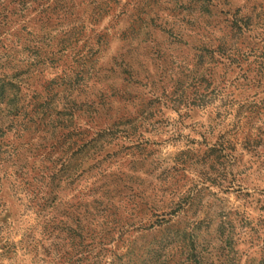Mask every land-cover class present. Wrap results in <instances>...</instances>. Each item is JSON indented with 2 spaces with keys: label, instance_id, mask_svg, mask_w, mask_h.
<instances>
[{
  "label": "rangeland",
  "instance_id": "1",
  "mask_svg": "<svg viewBox=\"0 0 264 264\" xmlns=\"http://www.w3.org/2000/svg\"><path fill=\"white\" fill-rule=\"evenodd\" d=\"M8 1L19 10L0 27L1 56L11 48L10 59H24L20 50L32 38L18 35L26 22L46 49L58 47L66 27L74 36L23 90L62 76L70 99L93 109H75L73 136L61 147L7 132L18 155L0 161V264H56L65 256L63 264H120L130 247L144 256L143 248L157 246L165 225L197 222L183 242L167 240L145 258L264 261V0H69L67 26H46L42 17L39 26L32 0ZM199 48L233 58L205 56L202 68ZM202 74L206 103L193 105L181 92L196 83L202 93ZM142 111L127 131L79 149L112 120ZM63 212L80 239L54 220Z\"/></svg>",
  "mask_w": 264,
  "mask_h": 264
},
{
  "label": "trees",
  "instance_id": "2",
  "mask_svg": "<svg viewBox=\"0 0 264 264\" xmlns=\"http://www.w3.org/2000/svg\"><path fill=\"white\" fill-rule=\"evenodd\" d=\"M40 1L41 4H40ZM94 0H91L93 3ZM9 3L5 0H0V27L8 24L6 20L10 19V16L14 13L16 14L19 10L16 7L9 8ZM31 3L37 8V14L35 17L40 26V17L45 21L44 24L51 25H64L67 26L68 23H64L68 17H70V6L68 5L69 0H32ZM18 5L25 6L24 1L20 0ZM31 18L30 16H27ZM34 18V17H33ZM44 29V28H42ZM23 34L18 36L25 38L24 36L31 37L32 39L25 38L26 43L21 48L20 51L25 55L23 60H18L15 57L9 58L7 50L4 49L2 56L0 55V161L8 159L11 156H17L18 151L15 149V146L11 144L10 140L6 139V134L11 129L16 130V137L21 139L24 135L33 136L39 138V140H51L54 145L61 147L64 145V142L73 136V131H69V128L72 124L73 115L75 114V109H84V105H87L89 109H93V103L87 101L84 103L77 104L73 99H70L71 94L68 91V82L64 81L62 76H57L52 79L44 80L42 85L36 89H30L26 86V91L23 90L24 86L28 84V81H31L37 77L40 78L42 73V68H47L52 66L55 63V59H61L62 53L65 50V47L73 42L72 31L67 27L60 33L58 47L56 45L55 49L53 48H44L40 46V40L43 38L40 35H32L30 31H27V22L24 23L23 28L19 30ZM34 38V39H33ZM36 38V39H35ZM75 40H77L75 38ZM33 43V44H32ZM20 44H23L20 43ZM18 45V40L16 41ZM198 53V58H202V68H203V57L211 56L210 58H233L232 55H226L224 49L221 50H211L207 48L195 49ZM90 56V55H89ZM82 56H80L81 58ZM86 59L88 55L84 56ZM17 61L16 64L10 66L11 60ZM82 59V58H81ZM83 58L82 60H84ZM50 65H46L45 63ZM198 64V63H197ZM15 65V66H14ZM41 65V66H40ZM41 68V69H40ZM262 68L257 69L254 77H259L261 80ZM62 78V79H59ZM209 79L202 74V93L196 94V89L199 87V84L193 83V91L191 90L188 94L181 92L182 97L189 99V102L193 105L202 104L206 102L207 96V87L209 85ZM41 88V89H40ZM188 90L189 88L186 87ZM60 93V94H59ZM59 94V95H58ZM177 102V100H174ZM180 101L177 102V105H180ZM145 111H142L140 118L128 117L126 115L119 116L117 119L111 121V123L104 125L103 128H100L97 132L94 133L95 137L91 138L87 142H83L82 149L90 145L88 148L95 150L99 145L100 141L106 136H110L117 132H124L131 128L134 120H141L144 116ZM41 133V134H40ZM82 141V139H79ZM71 142V140H68ZM72 144V142H71ZM74 144V143H73ZM76 145V144H75ZM64 147V146H62ZM62 152L64 151L63 148ZM78 151V149H76ZM212 150V149H211ZM67 155V151L63 152ZM73 155V156H72ZM74 153L70 156L65 157L63 161L62 170L65 172L71 169L72 159ZM69 172V171H68ZM182 204V203H180ZM179 204V205H180ZM64 215V216H63ZM67 215L60 214L58 218H54L58 223L64 224L63 218L66 220ZM69 218V217H68ZM67 224L65 223L63 227ZM198 228V222L191 228L189 227H177L174 224H167L163 227L162 230H158L156 233L160 235V240L157 246H150L143 248L144 256H141L139 252L141 249L139 247H130L127 252L124 253V256H130L128 259L124 260L120 264H151L152 257L145 258L150 254L151 256L156 254L158 251L166 249L168 247L167 240H185L186 236L192 235V231ZM69 234H73L75 237L80 239V234L77 233L74 228H68V225L64 228ZM144 230L145 228L140 227ZM155 240L156 238L153 237ZM192 244V243H191ZM78 245V243H77ZM149 246V243L147 244ZM135 249V250H134ZM134 250V253H133ZM68 257H60V260L56 262L63 264L67 262ZM163 264V263H162ZM259 264H264L262 260Z\"/></svg>",
  "mask_w": 264,
  "mask_h": 264
}]
</instances>
